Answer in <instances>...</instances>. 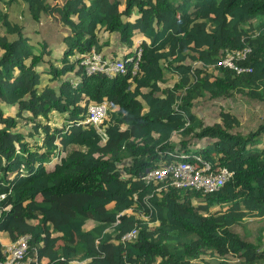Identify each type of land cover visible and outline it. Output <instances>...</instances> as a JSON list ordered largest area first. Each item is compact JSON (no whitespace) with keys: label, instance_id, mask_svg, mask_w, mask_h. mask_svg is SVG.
Returning <instances> with one entry per match:
<instances>
[{"label":"trees","instance_id":"obj_1","mask_svg":"<svg viewBox=\"0 0 264 264\" xmlns=\"http://www.w3.org/2000/svg\"><path fill=\"white\" fill-rule=\"evenodd\" d=\"M0 26V236L41 264H264V0H0ZM100 30L140 40L135 72L133 49L124 74L76 71ZM244 47L251 74L217 64ZM104 100L102 142L83 121ZM182 153L233 175L144 181Z\"/></svg>","mask_w":264,"mask_h":264},{"label":"built area","instance_id":"obj_2","mask_svg":"<svg viewBox=\"0 0 264 264\" xmlns=\"http://www.w3.org/2000/svg\"><path fill=\"white\" fill-rule=\"evenodd\" d=\"M137 41V43H139ZM135 56H129L127 61L133 62V72L137 70V62L141 55V49L135 48ZM251 52L249 47L242 49H225L218 61V65L228 68L235 74L243 77L252 73V68L244 65ZM80 72L87 75L94 73H102L107 77H113L117 74H124L126 71L125 62L121 59L112 58L102 52H97L94 48L84 54L79 65ZM77 79V78H76ZM75 77L70 78L71 83L76 85ZM108 102H90L86 109V119L83 123H90L101 135L102 139H106L101 123L107 116ZM233 175V171L227 167H213L209 162L204 160L197 154L180 155L179 160L166 163L160 167L152 168L147 171L143 179L145 182H154L156 184L168 181L177 188H192L195 190L209 193L219 190ZM158 187L157 190H159ZM137 234L136 228L124 233L120 241L127 242L135 238ZM30 236L28 234L20 235L15 240L4 244L2 255L0 256V264H40L36 257H26L29 248Z\"/></svg>","mask_w":264,"mask_h":264},{"label":"rangeland","instance_id":"obj_3","mask_svg":"<svg viewBox=\"0 0 264 264\" xmlns=\"http://www.w3.org/2000/svg\"><path fill=\"white\" fill-rule=\"evenodd\" d=\"M198 24H200L201 26H204V24L202 22H198ZM138 27H140V26H138ZM1 31H2V28L0 26V32ZM98 32H99L98 33L99 36H101L102 41H108L110 43L111 48L113 50L115 49V51L117 52L116 53L117 56H119L121 54V51L124 52V51L127 50V46L119 40V37L117 36L118 35L117 33L116 34L115 33H112V34L107 35V33H105V34L102 33L101 30L98 31ZM59 53H60V49L55 48L54 54L56 56H59ZM76 71L78 73H80V67L79 66L77 67V70ZM70 78H72V76ZM44 83H47V79H46L45 76H43V78H42V84H44ZM50 84L53 87H56L57 86V83L56 82H51ZM5 108L7 109V107H5ZM11 111H13V109H11ZM55 116L58 117L59 115L56 114ZM58 119L60 120L61 118L58 117ZM204 120L206 122H209V119L207 117H204ZM53 121H54V124H59L60 125V123H57V119L56 118ZM201 206L202 207H205L203 205H201ZM246 230L249 233V235H252V236H255V235L263 234L264 233V227L263 228H259V229H251V228L247 227ZM4 235L6 236V233ZM109 258H110V256H109Z\"/></svg>","mask_w":264,"mask_h":264},{"label":"clouds","instance_id":"obj_4","mask_svg":"<svg viewBox=\"0 0 264 264\" xmlns=\"http://www.w3.org/2000/svg\"><path fill=\"white\" fill-rule=\"evenodd\" d=\"M137 41H139V40H137ZM137 41L135 42V45H134V47L133 48H127V49H129V50H131V49H133V50H135V48H138L137 47V44H139V43H137ZM124 54V53H123ZM131 56H133V55H131ZM112 57V56H111ZM112 58H117V59H121V60H123L121 57H112ZM124 61V60H123ZM72 77H74V76H72ZM104 101H106V100H104ZM102 102V101H101ZM108 102V101H107ZM107 115H108V113H107ZM107 119V116H106V118H105V120ZM104 120V121H105ZM103 121V122H104ZM103 122L101 123V127H102V129H103V132H104V134L106 135V139H107V134H106V132H105V126L103 125ZM86 124V123H85ZM88 124H90V123H88ZM91 126H93L92 124H91ZM93 128H94V130L96 131V133H97V135L99 136V138H100V140L102 141V142H104L105 140H103L102 139V137H101V135L97 132V129L93 126ZM158 184H160V183H158ZM25 235V234H24ZM29 235V234H28ZM30 236V235H29ZM17 238V237H16ZM15 238V239H16ZM15 239H13V240H15ZM13 240H11L10 239V241H8V242H1V240H0V243H1V245H2V250H3V246H4V244H6V243H9V242H11V241H13ZM30 241V240H29ZM128 242V241H127ZM122 243H124V242H122ZM29 249V248H28ZM28 249H27V252H28ZM27 252H26V257H29V256H27ZM1 255H2V252H1ZM0 255V256H1ZM31 257H36L37 258V256L36 255H34V256H31ZM38 261V260H37ZM39 262V261H38ZM40 263V262H39ZM41 264V263H40ZM78 264V263H77Z\"/></svg>","mask_w":264,"mask_h":264},{"label":"crops","instance_id":"obj_5","mask_svg":"<svg viewBox=\"0 0 264 264\" xmlns=\"http://www.w3.org/2000/svg\"><path fill=\"white\" fill-rule=\"evenodd\" d=\"M126 51H127V50H126ZM124 52H125V51H124ZM124 52L121 51V54H120L119 56H117V57L122 56ZM102 53L105 54V55H107V56H112V57H114V56H113V53L116 54L117 52L115 51V49L113 50V49L111 48L110 43H109L108 47H105V48L103 49ZM0 240H1V242H8V241H10V238L8 237V234L6 233V236H5L4 234H3L2 236H0Z\"/></svg>","mask_w":264,"mask_h":264}]
</instances>
